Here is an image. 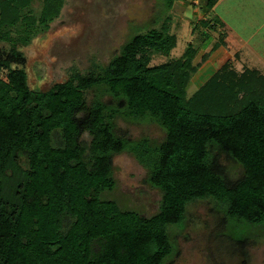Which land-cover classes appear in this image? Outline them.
<instances>
[{
	"label": "trees",
	"instance_id": "obj_1",
	"mask_svg": "<svg viewBox=\"0 0 264 264\" xmlns=\"http://www.w3.org/2000/svg\"><path fill=\"white\" fill-rule=\"evenodd\" d=\"M217 1L201 3L211 9ZM34 2L0 0V43L10 49L0 47V264H164L167 229L206 199L225 204L231 222L264 227V76L226 62L188 96L209 54L197 63L199 48L188 43L178 58L150 65L176 47L166 18L133 35L99 73L31 90L16 48L45 33L64 0H42L37 13ZM99 86L113 109L87 105L86 92ZM117 114L156 123L164 138L117 136ZM125 152L159 191L150 217L106 198L115 188L112 157ZM219 156L242 168L238 180L224 177Z\"/></svg>",
	"mask_w": 264,
	"mask_h": 264
},
{
	"label": "rangeland",
	"instance_id": "obj_2",
	"mask_svg": "<svg viewBox=\"0 0 264 264\" xmlns=\"http://www.w3.org/2000/svg\"><path fill=\"white\" fill-rule=\"evenodd\" d=\"M41 1L35 0L33 13L39 11ZM197 1L195 5L194 0H64L49 29L33 37L27 45L16 48L24 58V63L17 68L26 73L31 90L47 91L74 74L99 73L133 35L160 28L166 18H169L171 32L178 37L176 47L166 55H152L150 65L178 58L189 42L199 48L195 59L199 63L201 56L209 54L221 36H210L202 41L201 35L214 21L215 13H206L207 19L211 20L207 24L200 22L194 15V8H202L205 12L206 8L202 0ZM225 6L227 1L218 8ZM234 14L243 21L249 15L246 6H237ZM252 18L256 16L252 15ZM235 31L233 36L243 40L244 36H239L240 30ZM254 43L256 38L250 42V48L259 47ZM0 47L10 50L5 43H0ZM245 53L264 55V51ZM235 70L238 72V66ZM200 80L198 76L192 77L186 89L188 96L202 85ZM85 97L87 105L100 100L110 109L115 107L102 86L90 89ZM113 125L114 133L130 142L147 140L153 144L164 138L163 129L146 119L117 114ZM219 163L229 182L241 177L242 168L232 160L219 156ZM111 164L115 188L106 198L124 210L145 217L154 215L158 211L160 194L147 183V169L128 152L113 156ZM225 210V204L213 200L191 203L183 225L167 229L172 249L164 264H264V227L248 228L231 222L226 218ZM240 236L244 237L239 239Z\"/></svg>",
	"mask_w": 264,
	"mask_h": 264
},
{
	"label": "crops",
	"instance_id": "obj_3",
	"mask_svg": "<svg viewBox=\"0 0 264 264\" xmlns=\"http://www.w3.org/2000/svg\"><path fill=\"white\" fill-rule=\"evenodd\" d=\"M226 1L227 7L225 6L219 10ZM197 3L198 1L194 0V4L197 5ZM243 4L249 13L245 21L238 20L239 17L234 14L237 6L245 7ZM250 10L252 13L249 12ZM207 12L215 13V16L214 21L209 24L210 26L207 25L208 27L204 33L209 37L220 35L221 37L216 40V43L222 41L224 46H220L209 53L207 60L204 64L202 63L194 77L198 76L201 79L200 81L204 83L226 62H232L234 70L238 66V73L244 69H250L264 76V55L245 53L246 51H264V37L262 36L264 32V0H218L211 9H206V12L202 8H194L195 17L206 24L211 21L207 19ZM252 15H255L256 18H252ZM194 27H196V24H194ZM236 29L240 30L239 36H244L243 40L240 39L242 37L235 38L233 36ZM255 38L256 44H254L259 47L250 48V42ZM205 73L207 75L203 78Z\"/></svg>",
	"mask_w": 264,
	"mask_h": 264
}]
</instances>
